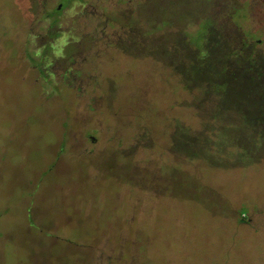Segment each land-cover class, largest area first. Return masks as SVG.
<instances>
[{
    "label": "rangeland",
    "instance_id": "374dc122",
    "mask_svg": "<svg viewBox=\"0 0 264 264\" xmlns=\"http://www.w3.org/2000/svg\"><path fill=\"white\" fill-rule=\"evenodd\" d=\"M0 264H264V0H0Z\"/></svg>",
    "mask_w": 264,
    "mask_h": 264
}]
</instances>
